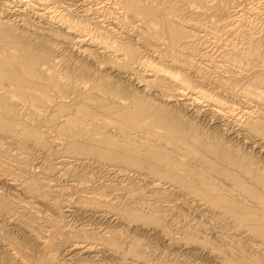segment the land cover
Here are the masks:
<instances>
[{"label": "bare ground", "instance_id": "bare-ground-1", "mask_svg": "<svg viewBox=\"0 0 264 264\" xmlns=\"http://www.w3.org/2000/svg\"><path fill=\"white\" fill-rule=\"evenodd\" d=\"M255 1L253 3H255ZM206 2H209V0H206ZM193 3H195L194 0H0V27L7 29L8 32L14 36L15 34L16 35L19 34V35H23V37L29 36L32 39L37 38V37H40L43 39L44 38L46 39L47 37H51V39L55 40V44L56 43L63 44L65 42H68V44L70 45L67 44L64 46L70 51L76 49L77 52L76 53L73 52L75 57L76 58L79 56L85 57L84 63L86 64L85 68L78 69L77 66L67 63V65L62 66L63 69H61L62 70L61 72L59 71L56 72L54 70H51V68H48V70L46 71L44 69L45 67H43L46 58L37 56L33 54L32 52L31 53L25 52L23 53V55H20V56L13 55V53H9L6 55L2 54L3 58L2 59L0 58V90L1 91L3 90V92L6 93L9 90V88L7 89V87H9L10 85H14L15 89L19 91L20 95H22L21 97L22 98L24 97L23 101L25 100L26 101L28 100L29 102L31 101L33 105V103L36 102L41 97L46 98L48 102L54 103L53 98H50L49 94L47 93V88L50 89V86H52L53 87L52 89L56 90V92H58L59 94V97L63 98V100L57 104H53L52 111L49 115L48 121L46 120L47 121L46 123L48 127L51 128L53 132H55L54 133L56 136L55 138H58V141L64 142V151L72 155H83V154L102 155L104 154V152H106V148L111 147V145L118 144L119 143L117 140L118 134L104 129L105 128L104 124L106 123L109 124L108 122L109 119L114 116L118 117V119L120 118L121 126L119 130H121V132L123 131L126 133L125 134L126 138H124L125 142L128 145L131 144V146L125 149L126 150L125 154L123 155L114 154L111 157L113 160L126 161L127 163L130 162L131 164H135V166H138L136 164L139 163L137 157L141 154L143 155V154L148 153L150 154L149 156L154 158L155 160H159V161L161 160V161L167 162L170 168L177 167L176 168L177 170L178 168L179 170L180 169L184 170L182 169L184 168L182 167L183 161L179 157L174 155V153H177L176 147L175 149H170V150L168 149V151L166 148L165 150L166 152H165V151H162V149L163 150L165 149L164 147L157 145V144L149 143L150 147H148L147 145L146 147H144L143 145L140 144L141 147H144V149L140 150L138 149V147L140 146H137V144H139V141H137L136 139L134 140L132 139L133 141H131V139L128 138L130 136V134L128 133L129 130L132 131V129L134 130L139 125L142 124L143 118L139 119L140 118L139 116L142 113L141 112L142 110L151 109L153 116L157 114H163L164 116L173 115L175 118V121L174 123H172L171 129L172 131L175 132L176 136H178V139L180 142L186 141L188 137L194 140H198V141L202 139L201 136H203V132H204V130L202 129L203 127L202 125L205 123L204 120L206 121V119H203V118L201 119V116L205 113H210L211 120L208 119L210 120V123L219 122L221 125H225V128H223L224 130L219 126L221 128L220 129L221 131L222 130L225 131L226 129L225 132L222 131L221 135L222 134L224 135V133L231 134L234 132L235 135L233 137L232 136L230 137L231 138L235 137L236 140L237 138L243 137V139L241 140H243L244 143L242 142V145L237 144L238 146H240L239 148H237L238 147L237 145H233V146L230 145L231 148L227 147L226 146L227 143L223 141L224 139H226V135L224 138L222 136L219 137L218 134H217L218 136L215 135V143L209 141L210 139L208 140L204 139L201 142L204 145L216 146L215 150H217V152L222 154V156H225V158L228 157L229 160L228 158H226L228 161H230L231 159L232 162L234 163L236 162V164L239 165L237 167H240V163L241 165H243L244 167L243 169L245 170L244 172L249 174L250 180H253L255 184H250L251 182L247 183L241 179H235L236 185L238 187L236 188L237 190L239 189L241 191V193H239V196L242 195L243 199L251 198L252 205L244 202L246 201V199L243 200L240 197H235L234 195L233 196L228 195L231 191H232V194H235L233 192H236V191H233L232 189H230V187L228 188V185H226V187L223 186L224 188H220L221 185L218 186L219 183L214 184L212 182V181H215V177H213V175H209L210 173L206 175L205 172H202L203 170L202 171L200 170L201 172L199 173V177L196 180L186 181V179L180 178V177L178 180V179H175L176 176H172V178L175 177L174 179L176 180V182L178 180L182 186L191 190V192L194 193L196 196H201V199L199 200H202V199L206 200L207 202H209L210 206L217 207V209L219 208L220 210H222L224 213H226V215L229 216L228 218H230V220L232 219L234 221V224H236V226L238 225L239 228H245L251 231L255 236L261 238L262 244H264V169L262 168L263 166L260 167L258 165L259 160H262V161L264 160V155L262 153L264 150L261 149V150L255 151L256 149H253L256 146L264 148V145H262L264 141V90H263L264 89V71L260 72L261 71L260 70L259 71L260 73L258 74L252 73L253 75L249 76L248 79L246 75H245L246 77H244V75L239 73L240 71H238L237 73H233L231 71L233 74L230 77L228 76L225 77L222 75V79L230 80L229 82L230 85L229 84L227 85L229 86L232 85V87H230L231 90L230 88L226 89V90H229V92L232 91L234 87L236 88L238 86L237 88H239V86L242 84L240 83L242 80L243 81L244 79L245 81L246 79L248 80L249 83L247 82L244 83V85L246 84L245 86H240V89L236 88L238 91L237 90L235 91V89L234 91H235V94L239 92L241 93L240 96L246 99L252 100V102H254L252 107L246 106L244 108L243 104L240 105V103H238L240 102L239 100L237 102L238 104L234 103L233 100H232V103H230L231 101L230 99H229L230 101H227V100H224L225 98L223 99V98L218 97L217 95L219 93L217 92H216L217 94L216 93L211 94L209 93L208 90H206V88L205 89L203 88L204 84L203 86H200L202 83L200 84L199 82L196 83V81L192 79L193 76L191 77L192 74H190L189 72V71L193 72L191 70V69H194L192 68L193 67L192 64H194L193 62L196 58H199V60L200 59L207 60L208 58H205V57L206 56L208 57L209 49H212V48H209V49L207 48L208 50H205V51L201 50V52L198 53L197 49H198V45L200 47V44L198 42L197 43H194V42H196V40L197 41L199 40V38L201 37L200 32L201 31L203 32L204 27L201 24L199 25V22H198L200 20L202 21V19L200 18L202 14H200L201 12H198L197 10L198 8L196 9V6L197 7L199 6L198 4L195 3L196 6L194 7ZM213 3L214 2H212V4ZM218 3H216L215 6H217ZM212 4H209V5H212ZM209 5H208V8H209ZM222 5H225V4H222ZM231 6L233 5L231 4ZM210 7L214 8L213 6H210ZM212 8H209V9L211 10ZM248 8L252 11V12L250 11L251 13H259L257 11L259 8L258 9L255 8L253 4L251 5V7H247V9ZM187 9L192 10L194 12V15L198 13L196 15L197 20L195 19V17L194 18L192 17L190 19L188 18L186 22H184L183 19H181L183 15L182 10L185 12V10ZM241 11L243 12L242 9L238 10V9H235L234 7V9H232L231 11H228L229 14L226 12L227 13L226 16L224 15L225 13L223 12L224 13L223 16L225 17L223 18L221 17L222 19L217 18V20L216 19L213 20L210 16V18L213 20V21L211 20L210 22H212V24L215 26V29H217V33H218V29L220 28L225 29V27H228L232 31L236 29L234 25L236 24L235 22L240 19V18L238 19V17L242 15V13L239 14V12ZM244 11H247V10H244ZM205 14H208V12ZM243 17H244V13H243ZM29 21L33 22L35 25H38L37 27L39 29L31 33L25 30L24 27L28 25ZM23 23L25 24L23 25ZM203 23L205 24V22ZM183 25L189 26L190 29H186L187 27L184 28ZM207 30L210 31V29H207ZM243 30H245L244 27H243ZM124 31L127 32V34L123 33ZM209 31L206 33L207 35L208 33H210ZM36 33H38V35ZM219 33L221 34L222 32H219ZM250 35H253V33ZM243 36L245 35L243 34ZM210 37H212L213 41H215L214 42L215 47H216L217 39L223 42L222 41L223 38L222 39H220L219 37L217 38L215 34H212V36ZM247 38H248V45L245 47V51L247 52L248 62L246 64L251 62V56H253L256 53L254 49L255 47L250 45V42L253 43V39H254L253 36L252 37L247 36ZM148 39L150 41H148ZM59 40L61 42H58ZM242 42L243 41L241 39V43ZM223 45L224 44H222V46ZM149 49L152 50L151 53H153V56L150 55L151 53L149 54ZM225 50L224 52H226ZM232 50H234V47ZM221 51L223 52V50ZM149 55L152 58L154 57V59L150 60L151 57L149 58ZM221 55H224V54H221ZM257 56H259V53L257 54ZM223 58L225 59V62H223V64L224 63L226 64V62L227 63L229 62L231 64V62L234 61L237 64V68H240L246 65L244 64L242 66L243 62L241 60L240 61L235 60L236 58L233 60L231 59L229 60L226 57H223ZM230 64H227V69L230 68L229 67ZM260 64L261 66L262 65L264 66V59L262 60ZM260 64H256V65L260 66ZM88 67H93L96 70H99L100 71L99 77L97 78L94 77V74H95L94 71H93L94 74L92 76V73L90 71V69L92 68L89 69ZM237 68H233V69L236 70ZM187 69H189V71ZM203 70L204 69H202V71ZM119 74L123 75L122 77L126 79L120 80V78H118ZM115 75H117L118 77ZM200 76L201 77L199 78H202L203 75H200ZM62 79L63 80L66 79V81L60 82V80ZM81 79H84L83 82H81ZM34 80H44L46 82L45 83L46 86H44V84H41V86L38 85L35 87V89H33L30 85L35 84ZM14 87L13 88L11 87V88L12 90L16 91ZM234 91L232 92L234 93ZM63 92L66 94H64ZM152 92L154 93L152 94ZM5 93L4 94L1 93L2 95L0 94V131L7 132L8 134L10 132L15 131L17 134L19 133V135L21 134L25 136L26 138H30V139L38 138L39 139V136H40V135L38 136L39 132L32 129L33 126L30 125V123L23 121V119L21 118L23 116L21 117L19 116L18 119L7 116V113L9 112V110L12 111L10 107L13 108L16 104L13 103L14 106L12 107L11 104H9L10 102L7 100L9 98L8 92H7L8 96L7 95L5 96ZM61 93H63L64 95ZM67 93L69 95H74L75 100L65 101L64 99H67L70 97ZM12 95H14V93H12ZM4 96L7 98H5ZM173 101L174 103L170 104V102H173ZM35 104L33 106H35ZM31 106L30 108L33 110V107ZM251 108H254V109H251ZM36 109L38 108L35 107V110ZM188 110H192V112L187 115L186 111ZM160 120L162 121L164 119L160 118ZM111 123L112 121L110 122V124ZM219 123L217 124L215 123L216 125H213V126L218 127L217 125H220ZM205 124H209V123L206 122ZM89 125L90 126L92 125V127L90 128ZM236 126L237 128H235ZM108 127L109 126L107 125V128ZM206 127L209 128L208 125ZM210 129H211V126H210ZM243 132H246V133L241 134ZM216 133H219V132H217L216 130ZM66 135L67 137L64 138L63 136H66ZM231 138L229 139L231 140ZM256 138L259 139L260 141L256 140ZM236 140L234 142H236ZM58 141L56 140V142ZM246 142L254 143V146H252L250 149L254 151L255 158H258V160L257 159L254 160L255 158L253 159V156H243L241 149L245 147L244 144H246ZM191 144L193 145V143ZM218 144L220 145L219 147H218ZM102 145H104L105 147H103ZM70 159H71V156H70ZM66 160L67 159L65 158V161ZM70 163H72L71 160L69 161V164ZM67 164L64 163L65 168L69 169L70 167ZM251 164L252 165L254 164L253 167L251 166ZM84 165H85V161H84ZM171 165L173 167H171ZM232 165L234 164L232 163ZM84 169L88 171L87 168H84ZM110 170H113V168H111ZM149 170L150 172L153 171L157 173V175L161 173V171L158 170V168L154 166H151ZM188 170L189 169L187 168V171ZM114 175L116 176V174ZM118 175H120L121 177L122 176L124 177L125 175H127V172L126 170L121 168L118 171ZM170 175H167V176L170 177ZM177 176H180V175H177ZM85 177L86 175L84 174H80L79 176H77L78 184L80 185L83 184V181H85L86 179ZM216 179L218 180L219 178H216ZM88 181L90 180L87 179V182ZM30 182L31 181L29 180V183L26 181V184H22V183L20 184L22 185L19 189V191L21 192L20 193L21 195H19V193H16V194L18 196L24 195L23 198L25 197L27 199L21 198L22 200L19 201V204L18 202L14 204L13 201H7L5 198L2 197V195H0V224H2V221H4V216H6V214L8 215V212L14 210V206H16L15 208H20L22 210L23 208L33 209L35 207L33 200L34 199L36 200V198L39 199L38 197L40 198L44 197L43 194L40 193L38 185L35 184L34 182H31V183ZM122 182L124 181L121 178L120 184ZM151 182H153V180ZM219 182L221 181L219 180ZM71 183H73V179ZM215 183L217 182L215 181ZM80 185H78L79 188L84 187V186L80 187ZM121 185L119 186L121 188H118V190H122V189L124 190L123 186ZM157 187H159V185L153 184V183H152V186H150V188L153 190L156 189ZM233 187L234 186H232L231 188ZM104 188H108V187L106 186ZM97 189H99V187ZM109 189H112V188H109ZM114 189L116 190L117 188H114ZM99 190L98 192H100ZM82 191L83 190H81V192ZM101 191L103 192V190ZM111 191L112 190H110V192ZM106 194L107 193H105L104 195ZM99 195L100 193L98 194V196ZM120 195L123 197H127V193H124L123 195L120 194ZM118 199H119V196H118ZM121 199H124V198H121ZM196 199L198 200V198ZM197 200L196 202L193 201L192 203H197ZM100 201L102 202V199ZM202 201L200 203H202ZM137 203L139 204V201ZM54 204H52V206H54ZM94 204H96V202H94ZM103 205L106 206L107 204L106 205L103 204ZM126 205L127 207H124L121 205L122 208L121 207L118 208L117 205L116 206L110 205V207L108 208H111L113 210L115 209V211L119 210L121 218L126 220V223L127 222L130 223V220L133 221V220L143 219V220L149 221L150 217L151 219H153L152 217L153 215L149 216V215L142 214L141 213L142 211L139 212L141 210V209H139V211L137 210L139 207L136 209V208L128 206L127 203ZM137 206L138 205H136V207ZM65 210L69 211L67 209ZM104 212L95 213V214L93 213V215H90V216L91 217L95 216L96 218L98 217V218L103 219L108 214L107 213L106 215H104ZM108 212L110 213V211ZM13 220L14 219H9L8 221L12 222ZM212 220H214V218H212ZM97 221L92 223V220H90L88 222L81 221L80 223H77L78 221L75 219V222L73 223L74 226L71 227L72 230L67 231L68 233L66 234H59V235L57 234V238H58L57 243H56L57 246L55 245L56 247L52 249V251H50L49 256L47 255L48 256L47 258H50L49 261H51L49 264H115V263L128 264L127 258L130 257L129 255L134 256L136 258V260H134L136 261V263H140L142 260H145L144 258H146V256H148L145 252L146 250L145 249L143 250L144 244L142 246L140 239L136 237L133 238L134 236L133 237L130 236V232H128L129 224H127V227L120 226L119 229H116V226H115V229H113V228H110L111 226H108L109 224L105 225L104 222H99V221L97 222ZM106 223H109V222H106ZM225 224L226 222L224 223V225ZM2 228L3 227H1L0 229V248L1 250L2 249L5 250V247L7 246L6 250L9 252V254L7 253V256H6L7 258L5 259V261L1 262L0 264H32L33 259H32V254L30 253V251H28L25 247H23L22 244L19 243L20 241L19 242L16 241V239L12 238L9 235V233L7 234V232H5ZM71 228L69 227L68 229H71ZM233 229L237 230L236 228H233ZM223 231H226V230H223ZM242 233H243L242 234L243 236L245 233V230ZM230 234H232L231 231H230ZM224 235L222 238H224ZM205 236L206 235H204V237ZM44 238L48 239L47 237H44ZM44 238H42L40 242H42L45 245V243H47L48 241H46V239ZM222 238H219V239L220 240L229 239V237L224 238V239ZM235 240H237V238ZM51 241L52 240H50V243ZM206 241H208V239H206ZM47 246H52V245H47ZM147 246H144V248L145 247L148 248ZM76 249H79V250H76ZM97 251L101 252V254H104L103 256H105V258L102 256L103 258L100 259L99 258L100 255H97L98 253ZM112 252L113 253L116 252V254H118V257ZM4 253L5 251L3 252V254ZM243 253L245 252L242 251V254L241 253L239 254L243 255ZM61 254L69 255V258L67 259L64 258V260L62 259L63 263L62 262L60 263L59 261L57 262L55 260ZM82 254H85V256L82 257L81 256ZM108 255L110 256V258L107 257ZM113 255L115 256V258L113 257ZM76 256H77V259L72 260V258L73 257L75 258ZM147 258L146 260L149 259ZM244 258H241V259H243L244 261L246 260V262L249 263L248 260L250 258L247 257L246 255ZM234 259H235V256H234ZM232 260L230 259V261ZM130 261L132 262V260ZM250 263H253V262L250 261ZM255 263L257 264L259 262L256 261L253 264ZM244 264L246 263L244 262Z\"/></svg>", "mask_w": 264, "mask_h": 264}, {"label": "rangeland", "instance_id": "rangeland-1", "mask_svg": "<svg viewBox=\"0 0 264 264\" xmlns=\"http://www.w3.org/2000/svg\"><path fill=\"white\" fill-rule=\"evenodd\" d=\"M194 1L200 7V8L197 7L195 3H193L194 5L192 4L194 7L196 6V9L198 8L197 9L198 12H201L200 14H202L201 15L202 17L200 16L202 21L200 20L198 22H199V25L201 24L204 27L203 32L205 31L204 33L202 31L200 32L201 37L200 38L198 37L199 40L198 41L196 40V42H194V43L198 42L200 44V47L198 45V49H197L198 53L201 52V50L205 51V50H208L209 48H212V49H209L210 55L208 54V57L207 56L205 57V58H208L207 60L200 59L201 60L200 61L199 58H196L194 60V62H193L194 64H192L193 65L192 68H194V69H191L193 72L189 71V69H187V70L190 72V74H192L191 75V77L193 76L192 79L195 80L196 83H198V82H199V84L202 83L200 86H203V84H204L203 88L204 89L206 88V90H208L209 93L215 94L217 92V93H219L217 95L218 97L223 98V99L225 98L224 100H227V101L231 100L230 103H232V100L234 103H237L239 100L240 102H238V103H240V105L243 104L244 108L246 106L252 107L254 104V102H252V100H249V99H246V98L240 96L241 93H239V92H238L239 94L237 92H236L237 94H235V91L237 89H240V86H245L246 84L244 85V83H246V82L249 83L247 80L249 78V76H252L254 73L258 74V73L264 71V66L263 65L261 66V64H260L262 62V60L264 59V9H263L264 8V0H262V2H261V0H259V1L254 0L255 3H253L254 2L253 0H238V1L237 0H233V1L232 0H214V1L211 0V2H210V0H209V2H206V0H202L203 2L201 0H198V1L194 0ZM215 1H217V2H215ZM225 1H226V3H225ZM212 2H214V3L212 4ZM221 2H222V4H225V5H222ZM216 3H218L217 6H215ZM209 4H212V5H209ZM231 4L233 6H231ZM252 4L254 5L255 8H257V9L259 8L257 10L259 13H251L252 11L249 8L247 9V7H251ZM258 4H259V6H258ZM208 5H209V8H212L210 6H213V7L215 6L214 8L216 10L214 8H212L213 10L212 9L210 10L208 8ZM222 6H223V8H222ZM230 7H232V8H230ZM234 7H235V9H238V10L242 9L243 10V12L242 11L239 12V14L242 13V15H240L238 17V19L240 18L239 19L240 22H239V20L235 22L236 24L234 26L236 27V29L231 31L228 27H225L226 30L220 28V29H218V33H217V29H215V26L210 21L212 19L217 20V18L222 19L223 17L226 16L227 13L229 14L228 11H231L232 9H234ZM238 7H240L241 9ZM218 9L219 10L222 9L223 11L222 10L219 11ZM183 10H182L183 15H182L181 19H183L184 22H186L188 18L190 19L192 17L193 18L195 17V19L197 20L196 15L198 13L197 14L195 13L196 15H194V12L192 10L187 9V10H185V12ZM244 10H247V11H244ZM202 11H203V13H202ZM209 11H210V13H209ZM207 12H208V14H205ZM217 13H218V15H217ZM243 13H244L245 18L243 17ZM214 14L217 16H215ZM223 14L225 16H223ZM250 14H251V16H250ZM210 16L212 19L210 18ZM251 18H253V19H251ZM26 21H27V19H26ZM203 22H205V24ZM24 24L25 23H23V25ZM210 24H211V26H210ZM237 25H238V27H237ZM37 26L38 25H35L33 22L29 21L28 25H26L24 28L29 33H31L33 31H37L39 29ZM183 27L184 28L187 27L186 29H190L189 26H186V25H183ZM243 27L245 30H243ZM207 29H210V31ZM248 29H249V31H248ZM215 30H216V32H215ZM208 31L210 33H208V35H207L206 33ZM225 31H226V33H225ZM219 32H222V33L220 34ZM237 32H239V33H237ZM123 33L127 34V32H125V31ZM229 33H230V35H229ZM252 33H253V35H250ZM36 34L38 35V33H36ZM205 34H206V36H205ZM212 34H215V36L217 38L218 37L220 39L223 38L222 41L224 43L221 42V40L217 39V43H216V47H215V44H214L215 41H213L212 37H210V36H212ZM216 34L217 35L220 34V35L217 36ZM238 34H239V36H238ZM243 34L245 36H243ZM224 35H226V36H224ZM228 36H229V38H228ZM247 36H251V37L253 36V38H254L253 43L250 42V45L254 46L255 47L254 49L256 51V53L253 56H251V62L248 64H246L248 62V60H247V52L245 51V47L248 45ZM207 37H209L210 39ZM243 38H245V39H243ZM149 39H148V41L151 40V39L150 40ZM241 39L243 41L242 43H241ZM228 41L229 42L231 41V42L229 43ZM58 42H61V41L59 40ZM67 44H68V42H65L63 44H60V43L55 44V40L51 39V37H47L46 39L45 38L43 39L40 37L32 39L29 36L23 37V35H19V34H17V35L15 34V36H14V35H11L7 29L0 27V58L1 59L3 58L2 56L4 54L6 55L9 53H13V55L20 56V55H23V53H25V52H30V53L32 52L33 54H35L37 56L46 58L45 63H44L45 66L43 65V67H45L44 69L46 71L48 70V68H51V70H54L56 72H58V71L61 72L62 71L61 69H63L62 66L67 65V63L77 66L78 69L79 68L80 69L85 68V66H86V64L84 63L85 57L79 56L76 58L74 55V53L77 52L76 49H74L72 51L68 50L64 46ZM148 44H149V42H148ZM150 44H152V43H150ZM222 44H224V45L222 46ZM68 45H70V44H68ZM201 45L204 47H202ZM237 46H238V48H237ZM218 47H219V49H218ZM233 47H234L235 51L232 50ZM225 49H227V50H225ZM221 50H223V52ZM224 50L226 52H224ZM151 52H152V50L149 49V54ZM258 53H259V56H257ZM221 54H224V55H221ZM150 55L153 56V53H151ZM150 55H149V58L151 57ZM209 57L211 60L209 59ZM223 57H226L229 60L230 59L233 60L236 58L235 60H237V61L241 60L243 62L242 66L244 64H246L247 66L244 65L243 67L237 68V64L234 61H232L231 64L229 62L228 63L226 62V64L224 63L226 65L225 66L223 64V62H225V59ZM152 59H154V57L150 58V60H152ZM155 61H157V60H155ZM64 63H66V64H64ZM195 63L197 64V66ZM198 63H200V64L202 63L201 66L202 65L203 66L201 67L200 64H198ZM83 64H85V65H83ZM227 64H230L229 69H227ZM256 64H260V66H258ZM198 67H199V69H198ZM88 68L89 69L92 68V69H90L92 76L95 73L94 77L95 78L99 77V75H100L99 70H96L93 67H88ZM233 68H237L236 69L237 71L234 70ZM202 69H204V70L202 71ZM194 70H196V71H194ZM227 70H228V72H227ZM93 71H94V73H93ZM231 71L233 73H237L238 71H240L239 73L244 75V77L247 76L246 81L244 79V81L242 80L240 82L242 84L239 86V88H237L238 86L236 87L237 89L234 87L235 91H234V89H232V91H234V93L232 91L229 92V90H226V89H229L230 87H232V85L229 86L230 80L222 79V75L225 77L226 76L230 77L233 74ZM40 72H42V71H40ZM197 72L200 74H198ZM200 75H203L204 77L202 76V78H199V77H201ZM115 76H117V75H115ZM118 76L117 77L120 78V80L126 79V78L122 77L123 75L119 74ZM83 80L84 79H81V82H83ZM223 80L227 81L228 83L223 81ZM61 81L65 82L66 79L65 80L62 79V80H60V82ZM77 82H78V80H77ZM34 83L35 84L30 85L33 89H35V87L38 85L41 86V84H44V86H46L45 85L46 82L44 80H34ZM227 84H229V85H227ZM10 86L12 88L14 87V85H10ZM10 86L7 87V89L9 88V90L7 91L9 98L7 100L10 102L9 104H11L12 107L14 106L13 103L16 105L14 106L15 108L10 107V109L12 111L9 110V112L7 113V116H9L11 118H15V119L16 118L18 119L19 116L20 117L23 116V117H21L23 119V121L30 123V125L33 126L32 129L39 132L38 136L39 135L40 136H39V139L38 138L37 139H35V138L30 139V138H26L25 136H23L21 134L19 135V133L17 134L15 131L10 132L9 134L7 132L0 131V195H2V197L5 198L7 201H13L14 204H16V202H18V204H19V201L22 200L21 198H23V196H24V195L18 196L16 194V193H19V195H21L20 194L21 192L19 191V189L22 185H20V184L21 183L26 184V181L29 183V180H30L31 182H34L35 184L38 185L39 191H40V193L43 194L44 197H41V198L38 197L39 199L36 198V200H38V201H36L35 199L33 200L34 205H35V207L33 209L23 208V210H22L20 208H15L16 206H14V210L8 212V215L6 214V216H4V221H2V224H0V225H1V227H3L2 229L5 232H7V234L9 233V235L12 238H15L16 241H18V242L20 241L19 243L22 244V246L25 247L28 251H30V253L32 254V259H33V260L31 259L32 264H38V263L39 264H49L51 262V261H49L50 258H47V257L49 256L50 251H52V249H54L57 246L56 245L57 240H58L57 234L58 235L59 234H66V233H68L67 231L72 230L71 227L74 226L73 223L75 222V219L78 221L77 223H80L81 221L82 222L83 221L88 222L90 220H92V223H93V222H96L98 220L99 222H104L105 225L109 224L108 226H111L110 228H113V229H115V226H116V229H119L120 226L127 227V224H129L128 225L129 226L128 232H130V236H132V237L134 236L133 238H135V237L139 238L142 246H143V244H144V246L148 245L147 246L148 248H146V247L144 248V246H143V250L145 249L146 250L145 252L148 255V256H146V254H145V256H146V258L147 257L149 258V259L147 258L148 260H146V258H144L145 260L141 259L144 264H161V263H163V264H182V263L183 264H239V263L244 264V262L246 264H253L256 261L259 262L257 264H264V251H263L264 250V247H263L264 244H262L261 238L255 236L251 231H249L245 228H239L238 225L236 226V224H234V221L232 219L230 220V218H228L229 216L226 215V213H224L219 208L217 209V207L210 206L209 202H207L206 200H203V199H202L203 201L199 200V199H201V196H196L194 193L191 192V190L182 186L181 183L178 181L179 177L186 179V181L196 180L199 177V173L203 170L202 172H205L206 175H208L210 173L209 175H213V177H215V181L217 183H215V181H212V182L214 184L219 183L218 186L221 185L220 188H224L223 186L226 187V185H228V188L230 187V189H232L233 191H236V192H233L235 194H232V191H231L228 195H231V196L234 195L235 197H240L242 199H243V196L242 195L239 196V193H241V191L239 189L237 190L238 187L236 185L235 179H241L247 183L251 182L250 184H255V182H253V180H250L249 174L244 172L245 170L243 169L244 167H243V165H241V163H240V167L242 169L240 167H237L239 165L236 164V162L235 163L232 162L231 159H230V161H228L229 160L228 157H226V158H228V160H227L225 158V156H222V154L217 152V150H215L216 146L204 145L201 142L204 139H206V140L210 139L209 141L215 143V135L218 134L219 137L222 136L224 138L226 135V139H224L223 141L227 143V144L225 143L227 147L231 148V146H233V145H237V144L242 145V142L244 143V141L241 140V139H243V137L237 138V140L235 137L234 138L230 137V136L233 137L235 135L234 132L231 134L224 133V135L223 134L221 135L222 131L224 130L223 128H225V125H221L219 122L210 123V120H211L210 113H205L201 116V119L202 118L206 119V121L204 120L205 123L206 122L209 123V124L204 123L202 125L203 127L201 126L202 129L204 130L203 136H201L202 139H200L198 141V140H194V139H191L188 137L189 140L186 138L187 139L186 141L180 142L178 139V136H176L175 132L172 131V129H171V125L175 121V118L173 115L164 116L163 114H157V115L153 116L151 109L150 110H148V109L142 110L141 111L142 113L140 112L141 114L139 116L140 117L139 119L143 118V122L136 129H134V130L132 129V131L129 130L128 133L130 134V136L128 138H130L131 141H133L134 139L139 141V144H137V143L136 144H137V146H140V147H138V149H140V150L144 149V147H146V145L148 147H150L149 143L157 144V145L164 147L165 149L164 150L162 149V151H165L166 148L168 151V149L169 150L175 149V147H176L177 153H174V155L179 157L183 161L182 167H184V168H182V169H184V170L180 169L181 170V172H180L179 168L177 170L176 169L177 167L175 168L172 165H171V167H173V168H170L169 164L167 162H164L161 160L160 161L155 160L154 158L150 157L149 156L150 154H148V153L143 154V155L142 154L139 155L137 157L139 163L136 164L138 166H135V164H131L130 162L127 163L126 161L113 160L111 157L114 154H122V155L125 154V151H126L125 149L128 148L129 146H131V144L128 145L125 142L124 138H126L125 137L126 133L123 131H122L123 132L122 133L121 130H119L120 126H121L120 118L118 119V117L114 116V117L109 119V121H108L109 124H107V123L104 124V126H105L104 129L118 134V137H117L118 138L117 140L119 142L118 144L111 145V147L106 148V152H104V154H102V155H99V154H97V155L96 154L72 155V154L64 151V142L58 141V138H55L56 137L54 134L55 132H53L51 130V128H49L47 123H46L48 121L49 115L52 111L53 104H57L63 100V98L59 97L58 92H56V90H53L52 89L53 87L50 86V89L47 88V93L49 94L50 98H53L54 103L48 102V100L46 98L40 96L41 97V98H39L40 100L38 99L36 102H34L33 105L35 103L36 104H35V106H33L31 101L30 102L28 100H27L28 102L26 100L23 101L24 97L23 98L21 97L22 95H20L19 91L16 90L15 87H14V89L16 91L12 90V88ZM42 89H44V88H42ZM10 90H12L13 92ZM230 90H231V88H230ZM0 92L2 94L5 93V92H3V90L2 91L0 90ZM7 92L5 93V96L7 95ZM12 93H14V95H12ZM63 93H61V94H63ZM153 93L154 92H152V94ZM64 94H66V93H64ZM69 96L71 97V99L69 97V98H67L68 100L67 99H64V100L65 101H69V100L74 101L75 100L74 95H69ZM5 98H7V97H5ZM243 100H245V101H243ZM248 101H250L252 103H250ZM173 103H174V101L170 102V104H173ZM30 106L33 107V110L30 108ZM35 107H37L38 109L35 110ZM251 109H254V108H251ZM191 112H192V110H188V111H186V114L188 115ZM160 118H162L164 120L161 121ZM208 119H210V120H208ZM111 121H112V123L110 124ZM215 123L216 124L219 123L220 125H217L218 127H214L213 125H216ZM107 125L109 126L108 128H107ZM207 125L209 128L206 127ZM210 126H211V129H210ZM219 126L223 129L222 131L220 130L221 128ZM89 127L91 128L92 125L91 126L89 125ZM215 128H216L217 132H219V133H216ZM235 128H237V126ZM212 130H214V131H212ZM225 131H226V129H225ZM225 131H223V132H225ZM120 132L122 135L120 134ZM244 133H246V132H243L241 134H244ZM119 135H121V136H119ZM63 137L66 138L67 135L63 136ZM229 138H231V140ZM56 140L58 142H56ZM235 140H236V142H234ZM256 140L260 141L257 138H256ZM191 143H193V145ZM140 144L143 145L144 147H141ZM202 144H203V146H202ZM244 145L246 148L244 147L243 149H241L243 156H253V159H254L255 158L254 151H252L250 149L252 146H254V143L246 142V144H244ZM262 145H264V141H263ZM102 146L105 147L104 145H102ZM219 146L220 145L218 144V147ZM239 147L240 146H238L237 148H239ZM253 149H256L255 151H258L261 149L264 150V148L259 147V146H256ZM185 150H187V151H185ZM218 153H219V155H218ZM262 153L264 155V151ZM70 156H71V159H70ZM65 158L67 159L66 160L67 162L65 161ZM75 158H77V159H75ZM68 159H69V161L71 160L72 163L69 164ZM256 159L258 160V158H255L254 160H256ZM84 161H85V165H84ZM261 161L262 160H259L258 165L260 167L263 166L262 168L264 169V160L262 162ZM92 162H93V164H92ZM231 162L234 165H232ZM64 163L65 164L68 163L67 165L70 168L69 169L65 168ZM253 165L251 164L252 167H253ZM88 166H89V168H88ZM151 166L158 168V170L161 171V173H160L161 175L158 174L159 175L158 176L157 173H155L153 171H151L152 172L151 173L149 170L151 168ZM83 167L87 168L88 171L85 170ZM111 168H113V170L114 169L115 170L114 171L110 170ZM121 168L126 170V172H127V175H125L124 177L123 176L121 177L120 175H118V171ZM187 168L189 169L188 171H187ZM169 171H171V172H169ZM168 173H170L171 175ZM80 174L86 175V177H85L86 179H85V181H83V184H81V185L78 184V180H77V176H79ZM114 174H116V176ZM166 174L170 175L171 178L169 176H167ZM177 175H180V176H177ZM172 176H176V178L175 177L174 178L178 179L177 182H179L180 184L177 183L176 180L174 178H172ZM75 178L77 181L75 180ZM121 178L124 181L121 183L122 185L120 184ZM216 178H219V179L217 180ZM72 179H73V183H71ZM87 179H89L90 181L87 182ZM152 180H153V182H151ZM219 180L222 183L219 182ZM152 183L159 185V187H157L154 190L151 189L150 186H152ZM108 184L109 185L111 184V185L109 186ZM78 185H80V187H82V186H84V187L79 188ZM120 185L123 186L124 190L123 189L118 190V188H121V187H119ZM100 186L101 187L107 186L108 188L102 187V189H101ZM232 186H234V187L231 188ZM98 187H99V189L103 190V192L101 190L97 189ZM91 188H92V190H91ZM109 188H112V189H109ZM114 188H117V189L115 190ZM105 189H106V191H105ZM81 190H83V191L81 192ZM98 190L100 192H98ZM107 190H108V192H107ZM110 190H112L111 191L112 193L110 192ZM132 190H134L135 193ZM151 191H153V192H151ZM96 192H98V193H96ZM237 192H238V194H237ZM99 193H100V195L98 196ZM105 193H107V194L104 195ZM124 193H127V197H123L120 195V194L123 195ZM10 194H12V195H10ZM101 194L103 195V197ZM100 196H101V198H100ZM118 196H119V199H118ZM113 197L115 200L113 199ZM8 198H9V200H8ZM121 198H124V199H121ZM196 198H198V200ZM23 199H27V198L24 197ZM101 199H102V202L100 201ZM245 199L246 198H244L243 200H245ZM91 200H92V202H91ZM94 200H96V201H94ZM196 200H197V203H192L193 201L196 202ZM53 201H55V202H53ZM93 201L96 202V204H94ZM134 201L136 204L134 203ZM136 201L137 202L139 201V204ZM201 201H202V203H200ZM50 202L52 204L55 203L54 206H52V204ZM125 202L130 207H133L136 209L139 207L137 210L139 211V209H141L139 212L142 211L141 212L142 214L149 215V216L153 215L152 216L153 219H151V217H150L149 221H146L143 219L142 220H133V221L130 220V223L129 222L126 223V220L121 218L119 210L115 211V209L113 210L111 208H108V207H110V205L111 206L117 205L118 208L119 207L122 208V206L127 207ZM244 202L252 205L251 204L252 203L251 198H247L246 201H244ZM119 203H121V204H119ZM103 204H105V205L107 204V205L104 206ZM136 205H138V206L136 207ZM205 205H206V207H205ZM95 207L97 210L95 209ZM105 207H106V209H105ZM65 209H67L69 211H66ZM108 211H110V213ZM220 211H221V213H220ZM103 212H104V215H106L108 213L105 216L106 218L104 217L103 219H101L98 217L96 218L95 216L94 217L90 216V215H93V213L95 214V213H103ZM218 214H220V215H218ZM120 218H121V220H120ZM212 218H214V220H212ZM216 218H218V219H216ZM9 219H14V220L11 222V221H8ZM55 219L58 221H56ZM88 219H90V220H88ZM124 221H125V223H124ZM106 222H109V223H106ZM200 222L203 224H201ZM204 222H205V224H204ZM225 222L227 225L226 224L224 225ZM228 223H230V224H228ZM1 227H0V229H1ZM69 227L71 229H68ZM73 228H75V227H73ZM233 228H236L238 231L233 229ZM209 229L210 230L212 229L211 230L212 232ZM222 229L226 230V231H223ZM244 230H245V233L242 236V234H243L242 232H244ZM227 231H229V232H227ZM230 231L232 234H230ZM220 232H221V234H220ZM224 234L225 235L227 234L226 236H228L229 239L225 240L224 238H228V237H226ZM204 235H206V236L204 237ZM223 235H224V238H222ZM192 236H194V237H192ZM44 237H47L48 239H46ZM42 238H44V239H46V241H48L47 243H45V245L42 242H40ZM186 238L189 240H187ZM219 238L224 239L225 242H224V240H220ZM236 238H237V240H235ZM49 239L52 240L51 243H50ZM206 239H208V241H206ZM232 241H233V243H232ZM47 245H52V246H47ZM6 247H5V250H3V249L1 250V248H0V251H1L0 252V260H1L0 263L5 261V259L7 258L6 257L7 253L9 254V252L6 250ZM235 247L237 248V250ZM76 250H79V249H76ZM241 250L244 251L245 253L246 252L247 253L246 254L243 253V255H240L239 253L242 254ZM4 251H5V253L3 254ZM113 254L117 255V257H118V254H116V252ZM217 254H218V256H217ZM97 255H100L99 256L100 259H102L103 257L105 258V256H103L104 254H101V252H98ZM239 255H240V257H239ZM245 255L250 258V259L247 258V259H249L248 260L249 263H247L246 260L244 261L243 259H241V258H244ZM1 256H2V258H1ZM81 256L84 257L85 254H82ZM129 256L132 259L130 257L127 258L128 264H143L142 261L140 263H136V261H134V260H136V258L134 256H131V255H129ZM234 256H235V259H234ZM107 257L110 258L109 255ZM113 257L115 258L114 255H113ZM64 258L65 259L69 258V255H67V254L62 255L61 254L55 260L57 262L59 261L61 263L64 260ZM79 258H81V257H79ZM76 259H77V256L75 258L74 257L72 258V260H76ZM230 259L231 260L233 259V260L230 261ZM55 260H54V262H55ZM130 260H132V262ZM250 261H252L253 263H250ZM115 264H117V263H115Z\"/></svg>", "mask_w": 264, "mask_h": 264}]
</instances>
